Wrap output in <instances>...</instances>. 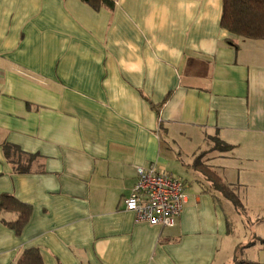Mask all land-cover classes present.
<instances>
[{"label":"crops","instance_id":"1","mask_svg":"<svg viewBox=\"0 0 264 264\" xmlns=\"http://www.w3.org/2000/svg\"><path fill=\"white\" fill-rule=\"evenodd\" d=\"M113 1L0 0V194L32 206L20 235L0 214V264H264V40L222 28V0ZM150 164L184 180L172 227L124 210Z\"/></svg>","mask_w":264,"mask_h":264},{"label":"trees","instance_id":"2","mask_svg":"<svg viewBox=\"0 0 264 264\" xmlns=\"http://www.w3.org/2000/svg\"><path fill=\"white\" fill-rule=\"evenodd\" d=\"M94 9L102 5L113 7V0H83ZM220 25L228 32L245 39L264 40V0H222ZM207 141L212 145L210 149L225 152L232 149L217 136H207ZM4 157L17 172L24 173L29 170V165L34 160V155L22 153L15 145L4 143L2 145ZM207 151H200L194 158L191 168L203 174L211 183L213 189L219 191L223 197L230 200L233 205L241 209L242 204L235 193L227 186L221 177L204 164L201 159ZM12 212L15 217L5 224L20 235L27 224L32 212V206L18 200L8 193L0 194V214ZM242 260H235L234 264H243ZM17 264H43L38 248L25 249L18 257Z\"/></svg>","mask_w":264,"mask_h":264},{"label":"built area","instance_id":"3","mask_svg":"<svg viewBox=\"0 0 264 264\" xmlns=\"http://www.w3.org/2000/svg\"><path fill=\"white\" fill-rule=\"evenodd\" d=\"M186 203L184 182L153 164L136 167V181L123 199L136 221L162 227L174 226Z\"/></svg>","mask_w":264,"mask_h":264},{"label":"rangeland","instance_id":"4","mask_svg":"<svg viewBox=\"0 0 264 264\" xmlns=\"http://www.w3.org/2000/svg\"><path fill=\"white\" fill-rule=\"evenodd\" d=\"M207 144H210L209 142H207ZM184 181V180H183Z\"/></svg>","mask_w":264,"mask_h":264}]
</instances>
